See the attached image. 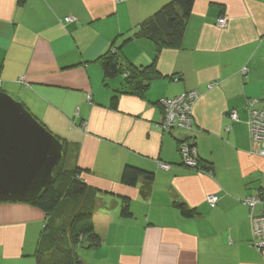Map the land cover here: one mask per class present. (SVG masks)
<instances>
[{"label": "crops", "instance_id": "obj_1", "mask_svg": "<svg viewBox=\"0 0 264 264\" xmlns=\"http://www.w3.org/2000/svg\"><path fill=\"white\" fill-rule=\"evenodd\" d=\"M170 1L0 0V91L64 144V168L80 169L95 191L101 245L76 248L84 264H264L244 204L258 191L254 178H264L247 125L249 100L264 109V0H195L177 48L157 52L145 37L126 43L124 64L155 61L161 75L143 98L127 94L123 76L105 82L97 62ZM222 17L227 26L218 28ZM192 91L199 98L191 131H163L161 102ZM184 140L204 171L182 164ZM125 166L154 180L127 187ZM210 195L219 197L215 209ZM122 199L130 219L120 216ZM180 206L193 216L184 217ZM46 224L29 204L0 203V264H35Z\"/></svg>", "mask_w": 264, "mask_h": 264}, {"label": "trees", "instance_id": "obj_2", "mask_svg": "<svg viewBox=\"0 0 264 264\" xmlns=\"http://www.w3.org/2000/svg\"><path fill=\"white\" fill-rule=\"evenodd\" d=\"M24 2L25 0H18L19 5ZM194 3L195 0H171L144 21L120 47L111 48L99 57L97 62L102 69L104 81L123 76L127 94L143 98L150 83L161 75L157 71L155 61L139 68L124 64L123 46L133 38L145 37L155 44L157 52L162 48H177L183 39ZM118 102V94H114L110 107L116 110ZM65 154L64 146L63 160L54 171V182L48 191L40 199L28 203L47 217V224L33 253L35 264H84L75 249L77 247L92 249L101 245L93 225L95 191L80 180L82 174L80 169L64 168ZM199 166L204 171L200 161ZM139 180L152 182L154 174L135 167H124L121 174L123 185L133 188ZM179 209L184 217L193 216V212L184 206H180ZM120 216L123 219L132 217L128 199H122Z\"/></svg>", "mask_w": 264, "mask_h": 264}, {"label": "water", "instance_id": "obj_3", "mask_svg": "<svg viewBox=\"0 0 264 264\" xmlns=\"http://www.w3.org/2000/svg\"><path fill=\"white\" fill-rule=\"evenodd\" d=\"M63 157V143L23 104L0 91V203L40 199Z\"/></svg>", "mask_w": 264, "mask_h": 264}, {"label": "built area", "instance_id": "obj_4", "mask_svg": "<svg viewBox=\"0 0 264 264\" xmlns=\"http://www.w3.org/2000/svg\"><path fill=\"white\" fill-rule=\"evenodd\" d=\"M67 22L72 21L71 18L66 19ZM218 28L227 26V18H219L216 22ZM246 69L243 70L245 74ZM177 80V79H175ZM22 81V79L20 80ZM1 88V83H0ZM212 88V86H209ZM199 98V94L195 91L183 93L175 98L165 99L161 102L163 109V121L160 125L161 129L166 132L173 130L191 131L193 125V106ZM255 100L248 101V132L251 144L256 150V154L264 159V109H256ZM232 118L236 119V114H232ZM179 153L182 164L192 170H201L199 160L194 146L189 140L179 143ZM158 167L161 170L169 171L170 165L159 162ZM264 188L257 191L256 194L247 196L244 204L250 210V220L253 230V242L259 250H264V211L254 214L256 207L263 203L262 195ZM206 202L211 209H215L219 202L217 195H210L206 198Z\"/></svg>", "mask_w": 264, "mask_h": 264}, {"label": "rangeland", "instance_id": "obj_5", "mask_svg": "<svg viewBox=\"0 0 264 264\" xmlns=\"http://www.w3.org/2000/svg\"><path fill=\"white\" fill-rule=\"evenodd\" d=\"M254 179H255V185H256L255 191L263 189L264 188V178H262L260 176H257ZM262 199H263V204L258 207V209H257L258 213H260L261 211L264 210V192H263V195H262ZM79 250L80 249H76L75 252L78 254V252H80Z\"/></svg>", "mask_w": 264, "mask_h": 264}]
</instances>
